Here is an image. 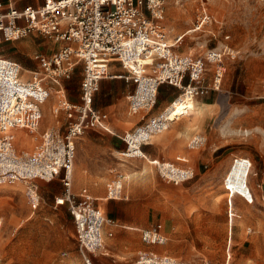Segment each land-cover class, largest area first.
<instances>
[{
  "label": "rangeland",
  "instance_id": "1",
  "mask_svg": "<svg viewBox=\"0 0 264 264\" xmlns=\"http://www.w3.org/2000/svg\"><path fill=\"white\" fill-rule=\"evenodd\" d=\"M23 2L37 5L42 0ZM203 11L209 20L194 29ZM162 25L170 44L181 37L174 45L177 54L199 56L216 48L235 56L225 57L218 91L195 97L191 110H186L187 98L181 97V107L169 113L170 119L178 118L169 126L179 125L188 132L180 131L177 150L164 160L193 170L191 179L175 184L163 178L140 146L128 151L132 157L122 156V151L109 148L108 139L118 140L121 147L125 143L106 131L88 130L78 140L72 191L88 188L96 198L94 204L116 222L114 236L106 240L108 254L91 256L93 264H115L113 258L123 263L138 250L166 253L191 264H264V99L259 97L264 78V0H164ZM48 45L54 47L53 41L49 39ZM14 50L6 41L0 44L2 54ZM21 67L27 77L37 69V61L34 67ZM81 78L78 67L63 81L73 100ZM107 87H99L94 104L108 110L113 132L121 136L124 131L133 134L148 122L161 97L173 101L180 93L166 89L165 96L159 95L154 107L139 119L145 112L128 114L125 82L119 79ZM55 102L52 93L43 105L40 123L55 121L51 112ZM24 133L17 130L18 136ZM167 133H172L170 128L161 129L146 142H156ZM27 135L17 141V148L32 146L31 132ZM193 138L198 142L189 149ZM235 157L248 159L251 167L239 159L234 162ZM117 173L124 176L122 186L128 197L106 200L105 184ZM37 184L40 202L35 209L27 201L23 184L0 185V264H84L66 203L53 205V194L63 191L59 180H37ZM249 192L252 202L242 196ZM150 225L166 233L165 244L140 240V229Z\"/></svg>",
  "mask_w": 264,
  "mask_h": 264
},
{
  "label": "built area",
  "instance_id": "2",
  "mask_svg": "<svg viewBox=\"0 0 264 264\" xmlns=\"http://www.w3.org/2000/svg\"><path fill=\"white\" fill-rule=\"evenodd\" d=\"M163 17L164 0H43L40 5L22 9H4L0 2V44L19 40L32 32L59 44L52 54L36 56L38 67L27 77L18 62L0 52V185L23 184L27 201L35 209L40 202L37 180H59L63 191L56 202L66 203L84 264H93L91 256L96 253L108 254L105 240L112 236L108 228L116 225L113 218L94 204L95 199L89 197L86 188L77 193L72 191L77 141L87 130L102 125V113L93 105V98L100 80L113 77L110 63H118L125 71L120 77L133 82L134 87L127 94L128 107L132 113H138L149 112L154 107L162 85L180 90L169 105L180 97L195 98L218 91L224 80L225 57L235 56L230 50L216 48L199 56L177 54L174 45L181 37L172 44L167 41ZM207 20L209 16L201 12L194 29H200ZM131 62L135 63L134 67ZM78 67L82 69L79 98L72 101L63 81ZM52 93L56 102L51 112L58 124L39 130L42 106ZM261 96L264 98V78ZM150 125L167 128L160 119L155 123L153 116L135 130ZM17 130L27 133L18 136ZM28 132L32 146L17 148V141L26 139ZM127 138L128 133L124 136L127 146L121 155L132 157L128 154ZM197 142L194 139L191 144ZM237 159L251 167L248 159L235 157L234 162ZM153 163L163 178L174 183L194 176L193 170L178 169L163 159H155ZM123 178L118 173L107 183L106 198L127 199ZM242 196L252 202L251 192ZM140 239L145 244L167 241L159 226L141 230ZM125 264L191 263L166 253L141 250L133 261Z\"/></svg>",
  "mask_w": 264,
  "mask_h": 264
},
{
  "label": "crops",
  "instance_id": "3",
  "mask_svg": "<svg viewBox=\"0 0 264 264\" xmlns=\"http://www.w3.org/2000/svg\"><path fill=\"white\" fill-rule=\"evenodd\" d=\"M24 0H0V2H1V4H2V7L4 8V9H6V8H8V7H14V8H17V9H22V8H24L25 6H27V5H33V4H30V3H25V2H23ZM42 2H43V0H42ZM37 5H40V4H37ZM37 5H33V6H37ZM170 40H168V42H169ZM5 42V41H4ZM3 43V42H2ZM54 43V47H52L51 49H49V39H45V37H43V36H41V35H39V34H37V33H30V34H28L27 36H26V38L25 39H23V40H19V41H6V44H8V46H11V47H13L15 50L14 51H12V52H5V53H1L4 57H7V58H9V59H11V60H14V61H16V62H18L21 66H23V67H27V68H30V67H34V63L36 62V56H38L39 54H42V55H50V54H52L54 51H56V49L58 48V46H59V44L58 43H55V42H53ZM27 56L28 57V59H25V58H23V56ZM109 71H110V74H112L113 75V77H106V78H103V79H101L100 80V82H99V87L101 86V88H108L107 86H108V84H110V86H112V85H115V83L117 82V80H119V79H121V80H123L124 82H125V86H126V96H125V98H126V107H127V109H128V114L129 115H136L137 113H132L130 110H129V107H128V99H127V94H128V92H130V91H132V89H133V87H134V84H133V82L132 81H130V80H125L123 77H120V75H122V74H125V71H124V69L121 67V66H119V64L118 63H116V62H112V63H110V67H109ZM114 79H117V80H114ZM106 80H110V82H107ZM118 85V84H117ZM66 87V86H65ZM169 88H171V86H168V85H162L160 88H159V90H158V94H157V99H158V97H159V95L160 96H163L164 94H165V92H166V89H169ZM173 88V87H172ZM66 90H67V88H66ZM98 90H99V88H98ZM97 90V91H98ZM96 91V92H97ZM96 92H95V94H96ZM95 94H94V98H93V105L97 108V109H99L100 111H101V113H102V125H101V127H99V128H92V129H89V130H94V131H97V132H99V133H102L103 131H106V132H108V133H110V134H112V135H115L116 137H119L124 143H125V141H124V136H125V134L127 133L126 131H124V134L121 136V135H119V134H117V133H115V132H113V126H112V123H111V116L109 115V113L107 112L108 110H105V108L104 109H101V107H99V106H96L95 104H94V102H95ZM67 95H68V93H67ZM165 96V95H164ZM259 97L261 98V99H264L262 96H261V85H260V90H259ZM50 98V97H49ZM68 98H69V95H68ZM78 98H79V88H78V95H77V99L75 98L74 100L73 99H71V98H69L70 100H72V101H77L78 100ZM204 102H206L207 101V97L205 98V97H202L201 98ZM170 99H168V97H165V98H163V97H161L160 99H159V101H158V104L156 105V107H154V109L152 110V112H151V114H150V118L151 117H155V120H157V119H160L162 116H164V115H166V114H168L169 113V111H170V109H172V108H176L177 107V109H178V105H179V103H180V101H182L183 99L180 97V98H178V99H176L175 101H174V103L173 104H171V105H169V103L171 102V101H169ZM156 103H157V101H156ZM168 104V105H167ZM111 106V104H108V105H106V107L108 108V107H110ZM167 107V108H166ZM166 108V109H165ZM180 108V107H179ZM44 106H42V114H43V112H44ZM165 109V111H163ZM186 110H189V109H186ZM138 113H140V112H138ZM147 112H145V113H143L142 115H141V117L139 118V119H143L144 118V116H145V114H146ZM159 113H161V114H159ZM104 115V116H103ZM156 115V116H155ZM149 119V118H148ZM176 119H178L177 117L176 118H172V119H170V121H172V120H176ZM147 121V120H146ZM145 121V122H146ZM59 122H61V120L59 121ZM171 123V122H170ZM170 123H169V125H170ZM56 124H58V122L56 121V119H55V121L52 123V124H46L45 122H41L40 123V128H41V130H43V129H45V128H47V127H50V126H53V125H56ZM110 125H111V127H110ZM168 125V126H169ZM167 126V128L166 129H168V128H170V130L172 131V133H167V134H164V135H162V136H160L159 138H158V140L156 141V142H153L152 140L151 141H149V142H144V143H142L141 144V150L143 151V153L145 154V155H147L148 157H151V161H152V163H153V160H155V159H163L164 160V158L165 157H170L174 152H175V150H177V148H178V143H179V138L181 137L180 136V131H181V134H183V135H185V133H187L188 131H187V129H185L184 130V128H181V126H179V125H173L172 124V126H169L168 127ZM88 131V130H87ZM86 131V132H87ZM187 131V132H186ZM132 132H129L128 133V137H129V135L131 134ZM85 134V133H84ZM82 138V137H81ZM80 138V139H81ZM79 139V140H80ZM128 139V138H127ZM194 140V138L193 139H190L189 140V142H188V144H187V147L190 149V148H194V146H193V144H191V142ZM128 141H129V139H128ZM108 142H109V148L110 149H112V150H114L115 152H117V153H119V152H121V151H123V150H125L126 149V143L124 144V146L123 147H121V145H120V143H119V141L118 140H116V139H114V138H110V139H108ZM77 143H78V141H77ZM76 146H77V144H76ZM196 146V145H195ZM128 151H130V150H128ZM158 157V158H157ZM144 158V157H143ZM188 158V157H187ZM74 161H75V159H74ZM166 161H168V160H166ZM170 162V161H169ZM172 163V162H171ZM174 164V163H173ZM74 167V166H73ZM199 173L200 172V169H199V166L197 165L196 166V173ZM118 174V173H117ZM116 174V175H117ZM116 177V176H115ZM72 179H73V175H72ZM73 181V180H72ZM110 181V180H109ZM108 181V182H109ZM108 182H106V184H105V196H104V199H108V198H106V185H107V183ZM176 184V183H175ZM82 188H86V187H82ZM81 189V188H80ZM63 190V189H62ZM86 190H87V192H88V195H89V197H91V198H94V199H96L95 198V196L93 197L90 193H89V190H88V188H86ZM74 192V191H73ZM77 192H79V190L77 191ZM77 192H75V193H77ZM62 194V193H61ZM61 194H53V205H54V207H56L57 205H59V204H63L62 202L61 203H58V202H56V199H58L60 196H61ZM126 194V193H125ZM127 196H128V194H127ZM98 205V204H97ZM99 206V205H98ZM100 207V206H99ZM101 208V207H100ZM104 211V210H103ZM105 214H106V216H108V217H110L106 212H104ZM111 218V217H110ZM115 220V219H114ZM74 224V223H73ZM153 225V224H152ZM152 225H150L149 227H146V228H143V229H147V228H150V227H152ZM143 229H140V232H141V230H143ZM160 229V228H159ZM108 230H111L112 231V236H110V237H107L106 238V240L107 239H110V238H112L113 236H114V226H111L110 228H108ZM161 231V230H160ZM74 232H75V229H74ZM161 233H163L166 237H167V235H166V233H164V232H162L161 231ZM168 238V237H167ZM106 240H105V243H106ZM141 240V239H140ZM107 249H109L108 247H107ZM139 251H141V250H138L137 252H136V256H137V254H138V252ZM108 252H109V250H108ZM136 256L133 258V259H131V260H129V261H124L123 263H118V264H125V263H127V262H130V261H133L135 258H136ZM112 262L113 263H115V264H117V260H116V258H113L112 259Z\"/></svg>",
  "mask_w": 264,
  "mask_h": 264
},
{
  "label": "bare ground",
  "instance_id": "4",
  "mask_svg": "<svg viewBox=\"0 0 264 264\" xmlns=\"http://www.w3.org/2000/svg\"><path fill=\"white\" fill-rule=\"evenodd\" d=\"M168 41V40H167ZM170 43V42H169ZM132 67H134L135 66V63L134 62H131V63H129ZM185 99V98H184ZM194 98H187V104H186V108L187 109H189V110H191V109H193L194 108ZM181 105H182V102L180 101V103H179V105H178V108L179 107H181ZM175 110L177 109V107L176 108H174ZM173 108L172 109H170V111H169V113H171V111H173L174 110ZM174 110V111H175ZM169 113L168 114H166V115H164V116H162L161 118H160V120L162 121V123L163 124H165V125H169V123L171 122L170 121V117H169ZM173 117V116H172ZM172 119V118H171ZM158 120L159 119H157V120H155V123H157L158 122ZM162 128H161V126H159L158 128L157 127H153L152 125H150L149 126V128H147V129H145V128H142V127H140L138 130H135L134 132H133V134H131L130 136H129V143H130V146H129V150L130 151H133V150H136V149H138L139 148V146H140V144H141V142H143L142 140H144V138L146 137V136H148L149 138H150V136L152 135V134H154L155 132H158V131H160ZM148 138V139H149ZM147 139V140H148ZM146 142V141H145ZM178 169H181V168H178ZM176 177L177 178H180V177H183V175H176ZM127 178H129V176L127 177Z\"/></svg>",
  "mask_w": 264,
  "mask_h": 264
}]
</instances>
